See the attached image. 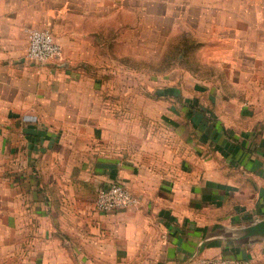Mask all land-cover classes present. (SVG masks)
<instances>
[{
	"label": "crops",
	"instance_id": "obj_1",
	"mask_svg": "<svg viewBox=\"0 0 264 264\" xmlns=\"http://www.w3.org/2000/svg\"><path fill=\"white\" fill-rule=\"evenodd\" d=\"M262 223L264 0H0V264H264Z\"/></svg>",
	"mask_w": 264,
	"mask_h": 264
},
{
	"label": "built area",
	"instance_id": "obj_2",
	"mask_svg": "<svg viewBox=\"0 0 264 264\" xmlns=\"http://www.w3.org/2000/svg\"><path fill=\"white\" fill-rule=\"evenodd\" d=\"M61 54V46L48 29L35 28L29 31L26 57L37 63H47ZM137 198L120 181H111L102 187L96 194L94 207L99 212L136 206ZM184 264H239L232 258L217 255L213 257L190 258Z\"/></svg>",
	"mask_w": 264,
	"mask_h": 264
},
{
	"label": "water",
	"instance_id": "obj_3",
	"mask_svg": "<svg viewBox=\"0 0 264 264\" xmlns=\"http://www.w3.org/2000/svg\"><path fill=\"white\" fill-rule=\"evenodd\" d=\"M264 223H262L261 225H259V226H262Z\"/></svg>",
	"mask_w": 264,
	"mask_h": 264
}]
</instances>
